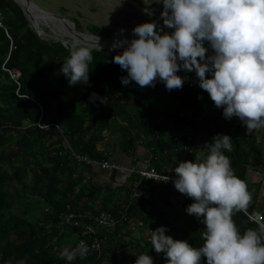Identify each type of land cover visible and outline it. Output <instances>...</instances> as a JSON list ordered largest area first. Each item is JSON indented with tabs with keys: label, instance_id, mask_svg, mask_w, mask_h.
<instances>
[{
	"label": "trees",
	"instance_id": "obj_1",
	"mask_svg": "<svg viewBox=\"0 0 264 264\" xmlns=\"http://www.w3.org/2000/svg\"><path fill=\"white\" fill-rule=\"evenodd\" d=\"M70 20L80 31V22ZM0 24V264H67L59 253L81 241L89 253L71 264H135L140 254L166 264L150 238L131 236L136 229L150 237L160 226L174 239L202 246L205 225L185 211L191 198L181 206L152 186L148 201L136 200L135 175L115 187L93 173L112 172L105 163L122 167V155L135 163L144 148L159 174L176 176L179 162L204 155L203 140L221 133L232 138L225 154L251 193L248 207L232 218L241 232L259 228L245 213L264 220V170L255 165L261 130L249 133L238 117L225 119L192 72L179 71L188 79L171 91L160 81L123 85L127 71L109 52L93 49L89 83L69 86L60 69L72 48L39 36L13 0H0ZM92 93L106 102H92ZM184 131L187 138H170ZM250 171L258 180L251 182ZM102 214L116 227L102 228L96 222Z\"/></svg>",
	"mask_w": 264,
	"mask_h": 264
},
{
	"label": "clouds",
	"instance_id": "obj_2",
	"mask_svg": "<svg viewBox=\"0 0 264 264\" xmlns=\"http://www.w3.org/2000/svg\"><path fill=\"white\" fill-rule=\"evenodd\" d=\"M144 11L153 14L152 0H143ZM163 5L156 21L135 26L130 41L115 40L111 50L123 48L113 57L127 75L121 83L134 81L140 87L163 82L167 90L182 88L188 77L181 70L195 71L198 85L206 91L223 117H238L249 133L264 127V0H155ZM174 29L170 34L164 28ZM125 30L121 29V33ZM207 42V47L205 43ZM92 47L76 41L60 71L69 86L89 83ZM92 102L106 98L92 93ZM206 152L194 160L179 162L172 171L175 189L194 202L185 209L205 225L203 245L166 235L160 226L151 230L150 243L163 253L166 264H264V223L241 232L233 220L251 201L246 183L236 176L230 158L232 138L217 134L204 146ZM170 179L165 177V181ZM89 247L81 241L59 255L71 264L83 259ZM135 264H155L151 255L136 256ZM18 264H24L21 260Z\"/></svg>",
	"mask_w": 264,
	"mask_h": 264
},
{
	"label": "rangeland",
	"instance_id": "obj_3",
	"mask_svg": "<svg viewBox=\"0 0 264 264\" xmlns=\"http://www.w3.org/2000/svg\"><path fill=\"white\" fill-rule=\"evenodd\" d=\"M35 5H37L41 10L46 13L60 16L64 19H76L80 22L81 30L79 31L82 34L91 35L99 38H106L112 36L113 34L119 32L121 29H133L135 26L145 23L151 22L146 18L142 17L136 10L133 8L128 2L124 0H30ZM138 2L143 8L145 5L143 0H135ZM151 8H155L161 12L163 11V5L155 3V0H152ZM31 15L35 16L37 14L30 13ZM39 25L41 24V29L45 35L48 37L56 38L54 33L61 37V34L55 30V28L48 24L47 22L37 20ZM156 22L163 26V20H156ZM48 24V27L46 26ZM46 26V27H45ZM100 30V35H95V31L97 32ZM45 30V32H44ZM56 31V32H55ZM164 31L168 32L169 34L174 31V29L164 28ZM63 36V35H62ZM104 51V50H102ZM109 52L111 57L122 53V51H104ZM113 52L114 54H112ZM192 73L196 76L194 71ZM195 81V80H194ZM261 134L258 136V143L260 145V150L257 153L256 163L260 169L264 170V161L262 162L261 158H264V127L260 128ZM212 142V138H206L203 140L204 145L206 143ZM262 148V149H261ZM204 149V147H203ZM206 149L202 150V154H205ZM203 156V155H200ZM262 163H261V162ZM144 165V163H143ZM136 167L133 168L141 169L143 167ZM122 168V169H120ZM115 170V172H126L123 167ZM131 168V167H130ZM253 171H250V173ZM129 176L130 174L126 172ZM256 174H250L251 182L258 180V176H253ZM138 233L137 231H135ZM139 235L150 238L147 236V233L143 235L141 232L138 233Z\"/></svg>",
	"mask_w": 264,
	"mask_h": 264
},
{
	"label": "built area",
	"instance_id": "obj_4",
	"mask_svg": "<svg viewBox=\"0 0 264 264\" xmlns=\"http://www.w3.org/2000/svg\"><path fill=\"white\" fill-rule=\"evenodd\" d=\"M16 75L19 76L18 73ZM16 75L14 76L12 75L13 78L16 77ZM190 87H193V83L190 85ZM45 129H48V127L45 126ZM189 134H187V132L184 131L182 135L179 136L173 135L170 138L174 139V141H178L182 138H187ZM188 141H190V139ZM84 161L89 164V162H87L86 160ZM92 164L96 165L95 163H90V165ZM102 167L104 168V170L112 171V172H115V170L120 168L119 166H115L107 163L103 164ZM124 170L130 174L129 176L132 177L133 175H135L137 178L135 179L132 185V196L136 200L140 199V200L148 201L152 195L151 193L152 186L153 188H155V190H157L158 193L165 195L168 199H171L172 201L178 202L179 204H181V206L187 200H189V197L186 194H181L177 189H175L173 184V180H175L176 178L175 175H172L170 172L165 175L159 174L148 161L144 162V165L141 169L130 168ZM166 176L170 177L168 181H165ZM245 214L248 216L250 222L257 225L258 227L260 224L264 223L262 216L259 215L258 213H254L253 215H249L247 213ZM122 221L124 223L126 219L123 218ZM96 222L102 228L108 230L115 228L117 224L111 217H109L106 214H102L101 217L96 219Z\"/></svg>",
	"mask_w": 264,
	"mask_h": 264
},
{
	"label": "water",
	"instance_id": "obj_5",
	"mask_svg": "<svg viewBox=\"0 0 264 264\" xmlns=\"http://www.w3.org/2000/svg\"><path fill=\"white\" fill-rule=\"evenodd\" d=\"M19 7H21V9L23 10L25 16L27 17V19L29 20V22L32 24L35 32L41 36L42 38H44L45 40L51 39L53 37H48L47 35H45L41 29V24L39 25V23L37 22V20L39 21H43L45 22V18H53L55 20H57L58 23H60L61 25H63L71 35H73L74 37H76L77 39L80 40V44L81 45H88L91 46L92 49L97 50V51H102V50H106V51H123V48H118L115 50H111V44H113V42L115 40H123L125 39V37L130 41L133 38H138V37H134L132 30L133 29H126L124 28V32L121 33V30L115 34H113L112 36L106 37V38H99V37H95V36H91V35H86V34H82L77 30V26L75 25L74 22H72L71 20L68 19H64L60 16H55L49 13L44 12L43 10H41L37 5H35L33 2H31L30 0H25V4L23 3H19L17 0H13ZM124 1H128V3L135 8V10L141 15V16H145L144 14H147L144 11V8L135 0H124ZM35 8V11H37L36 17L31 15L29 10L27 8ZM153 14L152 15H148L149 17H145L147 20L149 21H156V20H162L160 18L161 14L160 11L152 8ZM46 26L48 27V24H46ZM45 26V27H46ZM55 27V26H54ZM54 35L56 36V38H53L55 41H58L60 43H62L65 47L69 46L70 48H72V45L76 42L74 41V38L68 35H63L61 37H59L58 35H56L54 33ZM84 37L89 38V40H85ZM109 44L111 45L110 48H98L97 44Z\"/></svg>",
	"mask_w": 264,
	"mask_h": 264
},
{
	"label": "crops",
	"instance_id": "obj_6",
	"mask_svg": "<svg viewBox=\"0 0 264 264\" xmlns=\"http://www.w3.org/2000/svg\"><path fill=\"white\" fill-rule=\"evenodd\" d=\"M111 148L114 151V153L117 151L115 146H111ZM147 157H148V154L146 153L145 149L141 148L139 150L138 156H137L138 161H136L134 163L133 159L127 158V157L122 155L119 157L118 164H120V166L122 165V167L124 169H129L133 164L139 168L143 165L144 162H146ZM93 174L96 178H101L103 182L111 183L115 187H119V186H122L124 184H127L126 182H127V179L129 178V176L127 175L126 172H121V173H119V172H104L101 169H99V171H97L96 173H93ZM157 203H159V202H154V204H156V206H158L159 208L164 207V205H162V204L158 205ZM135 230L136 229H133L134 233H132L131 236L133 238H140V235L138 234L139 231L136 230L138 232V233H136ZM129 237L130 236L128 234V238Z\"/></svg>",
	"mask_w": 264,
	"mask_h": 264
},
{
	"label": "bare ground",
	"instance_id": "obj_7",
	"mask_svg": "<svg viewBox=\"0 0 264 264\" xmlns=\"http://www.w3.org/2000/svg\"><path fill=\"white\" fill-rule=\"evenodd\" d=\"M19 3H23V4H25V0H17ZM128 2V1H127ZM28 10H29V12L30 13H34V14H39V13H37V11H35V8H32V7H30V8H27ZM145 16H142V17H149L147 14H144ZM45 22H47L48 24H51L54 28H55V30L56 31H58L60 34H61V36L62 35H68V36H71V37H73L74 38V41H79L80 42V40L79 39H77L76 37H74L73 35H71L70 33H69V31L63 26V25H61L60 23H58L57 22V20H55V19H53V18H45ZM55 31V32H56ZM126 38V37H125ZM84 39L85 40H89V38H87V37H84ZM112 45V44H111ZM111 45H109V44H97V46H98V48H110V46Z\"/></svg>",
	"mask_w": 264,
	"mask_h": 264
}]
</instances>
